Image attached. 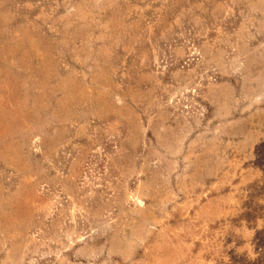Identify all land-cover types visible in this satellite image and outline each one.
I'll list each match as a JSON object with an SVG mask.
<instances>
[{
    "label": "rangeland",
    "instance_id": "1",
    "mask_svg": "<svg viewBox=\"0 0 264 264\" xmlns=\"http://www.w3.org/2000/svg\"><path fill=\"white\" fill-rule=\"evenodd\" d=\"M0 264H264V0H0Z\"/></svg>",
    "mask_w": 264,
    "mask_h": 264
}]
</instances>
